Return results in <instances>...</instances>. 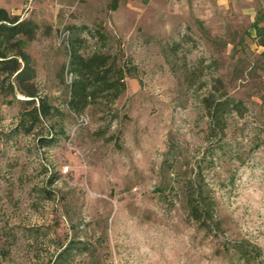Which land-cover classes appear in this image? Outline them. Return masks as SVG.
I'll list each match as a JSON object with an SVG mask.
<instances>
[{"label":"rangeland","instance_id":"rangeland-1","mask_svg":"<svg viewBox=\"0 0 264 264\" xmlns=\"http://www.w3.org/2000/svg\"><path fill=\"white\" fill-rule=\"evenodd\" d=\"M0 7L36 24L29 71L0 77V264H264V0ZM72 47L110 56L115 100L68 107Z\"/></svg>","mask_w":264,"mask_h":264},{"label":"trees","instance_id":"trees-1","mask_svg":"<svg viewBox=\"0 0 264 264\" xmlns=\"http://www.w3.org/2000/svg\"><path fill=\"white\" fill-rule=\"evenodd\" d=\"M113 7L115 6L113 5ZM35 29V23L19 19L15 15H10L5 8L0 7V77L9 78L14 76L15 81L20 83L24 75L29 71L30 58L23 50V46L34 36ZM256 33L260 45L264 47V27L257 26ZM70 55L71 71H73L74 79L70 83V97L67 105L71 110L76 112L83 110L92 98H95L104 91L111 94V100H115L124 90V84L120 83L124 75L120 69L115 74V77L109 76L112 69L110 67L112 63L109 64V55L94 53L88 57H83L74 47L71 48ZM1 88L2 84H0ZM22 92L30 97L35 96V92L31 90H22ZM229 101V98L227 102L222 100L217 101L211 112V117L216 119L217 114L222 111L224 104H228ZM26 102L33 103L34 98L28 99ZM45 107V102L41 99L38 106H33L26 114L21 116L20 125L23 128H27L31 123V119H39V115H46V112H49V107L47 106V111ZM191 211L200 225H204L208 217L213 219L212 214L208 216L210 211L207 203L201 202L197 197L191 203ZM70 247L71 245L61 251L59 258ZM254 248L256 251L258 250L257 247ZM235 249L241 258H246L249 253L248 247L244 244H236Z\"/></svg>","mask_w":264,"mask_h":264},{"label":"built area","instance_id":"built-area-1","mask_svg":"<svg viewBox=\"0 0 264 264\" xmlns=\"http://www.w3.org/2000/svg\"><path fill=\"white\" fill-rule=\"evenodd\" d=\"M66 169H68V167H66Z\"/></svg>","mask_w":264,"mask_h":264}]
</instances>
